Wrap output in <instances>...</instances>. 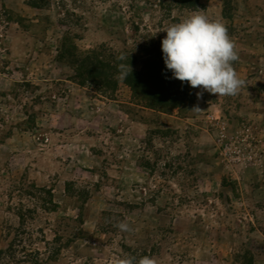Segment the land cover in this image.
<instances>
[{"label": "rangeland", "instance_id": "1", "mask_svg": "<svg viewBox=\"0 0 264 264\" xmlns=\"http://www.w3.org/2000/svg\"><path fill=\"white\" fill-rule=\"evenodd\" d=\"M194 13L235 41L237 95L166 68ZM145 256L264 264V0H0V264Z\"/></svg>", "mask_w": 264, "mask_h": 264}, {"label": "clouds", "instance_id": "2", "mask_svg": "<svg viewBox=\"0 0 264 264\" xmlns=\"http://www.w3.org/2000/svg\"><path fill=\"white\" fill-rule=\"evenodd\" d=\"M161 31L167 33L161 42L166 68L173 78L199 88L197 98L205 91L219 97L235 96L245 86L246 82L233 67V62L239 58L235 41L220 19L210 20L203 13H194ZM123 59V55L117 57V60ZM116 68L118 80H124L131 72L130 65L123 63L117 64ZM192 110L200 109L196 106ZM114 227L122 232L132 230L123 221ZM121 264H134V258ZM135 264H155V261L145 256Z\"/></svg>", "mask_w": 264, "mask_h": 264}, {"label": "trees", "instance_id": "3", "mask_svg": "<svg viewBox=\"0 0 264 264\" xmlns=\"http://www.w3.org/2000/svg\"><path fill=\"white\" fill-rule=\"evenodd\" d=\"M96 54L97 53H95V51H93L92 52V58H95V56H96ZM96 70V72H97V68L96 67H94L93 69H88V72L90 71H95ZM85 73H87V72H78V78H80V81H81V83H86V81H87V78H85V76H84V74ZM127 81H129L130 83H132V85L134 86V87H141V84L142 85H147L146 83V81H144V80H139V82L137 81V79L135 80L134 78H132V76L129 74L126 78H125ZM159 90V88H154V87H151V86H147V91H148V93L151 95V97H153L157 92H158V90ZM164 98V97H163ZM161 101V100H160Z\"/></svg>", "mask_w": 264, "mask_h": 264}]
</instances>
